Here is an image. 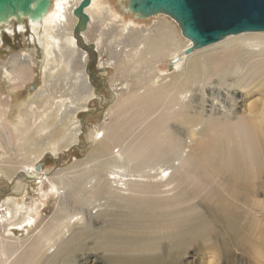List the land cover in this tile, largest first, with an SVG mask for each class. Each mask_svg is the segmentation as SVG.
I'll list each match as a JSON object with an SVG mask.
<instances>
[{
    "label": "bare ground",
    "instance_id": "bare-ground-1",
    "mask_svg": "<svg viewBox=\"0 0 264 264\" xmlns=\"http://www.w3.org/2000/svg\"><path fill=\"white\" fill-rule=\"evenodd\" d=\"M118 1L119 9L131 12L127 1ZM67 3L53 0L44 21L54 22L57 27L64 17L65 22L61 23L64 30L66 23L74 22L66 18ZM162 15L146 39H141L140 34L128 36L124 51L127 57L119 59L115 68V78L120 73L123 81L138 79L129 89L131 94L119 98L118 112L115 111L109 123L97 131L86 125L84 137L90 149L85 158L73 162L62 174L52 173L51 177L64 189L52 221H40L36 225L37 234L26 243L19 240L20 247L18 243L0 245L1 254L16 251L12 264H45L56 257L68 258L66 264L75 261L86 264V251L101 248L107 255H119L120 259L125 254L121 259L125 264H141L137 257L143 251L153 253L152 263L182 264L188 247L196 249L197 254L210 251L212 263L222 264L223 253L228 261L235 242L242 245L249 241L247 232L254 231L250 224L255 216H260L256 207L262 204L258 196L264 191V93L249 109L238 101L244 97V91L255 88L253 75L264 74L259 71L264 68V31L239 33L188 54L185 48L191 42H183L177 36L181 32L175 29L176 21ZM26 22L25 26L18 23L7 30L21 33L29 29L28 37L40 42L44 34L35 30L38 21L27 19ZM50 37L58 43L59 39L52 34ZM220 48L228 52L229 61L214 68ZM173 54L179 55L173 60L172 70H159L161 74H155L157 67ZM142 67L144 75L139 73ZM134 69L136 72H131ZM2 72L9 80L8 69L3 68ZM114 77L111 82L115 81ZM16 88H8L11 101L17 98L11 92ZM240 88L246 90L239 91ZM47 103L45 100L42 112L33 115L30 123L24 119V109L17 112L15 121L12 117L9 120L11 109L0 98V136L7 133L6 123L15 131L16 143L12 148L5 150L0 139L2 155L8 158L0 159V177L11 179L17 174L9 192L22 191L25 179L34 175L42 178L51 174V167L40 173L36 171L38 168L33 170L32 164L42 151L37 153L36 146L24 143L31 131L45 130L53 124L58 110L51 111ZM9 106L15 109L19 104L10 102ZM6 138L12 144L11 137ZM62 139L56 137L48 144L68 145L69 140ZM115 147H118L116 152ZM19 152L22 153L18 156ZM11 153L16 156L14 159ZM21 158L26 161L17 163ZM102 199L103 204L123 206L125 211L118 214L121 222L96 229L86 208L102 205ZM4 209L6 213L0 223L15 224L17 209ZM78 214L84 224L75 228L69 239L58 238L56 242L59 229L68 226ZM145 217L154 219L155 224L150 226L154 236L150 232L139 235V220ZM217 223L229 235L225 241L219 236V240H212L209 235L210 226ZM262 226L257 228V234H262ZM87 233L88 238L93 235V248L82 244ZM52 241L51 246L55 245L56 249L48 255L43 247ZM252 250V256L257 259L254 264H264V239L257 250Z\"/></svg>",
    "mask_w": 264,
    "mask_h": 264
},
{
    "label": "rangeland",
    "instance_id": "rangeland-1",
    "mask_svg": "<svg viewBox=\"0 0 264 264\" xmlns=\"http://www.w3.org/2000/svg\"><path fill=\"white\" fill-rule=\"evenodd\" d=\"M66 1L68 2L66 4V18H72L74 22L66 23L65 29L62 30L61 23L65 22L64 17L61 23H57V27L54 26V22H45L44 18H42L35 24V30L44 34L40 42L37 40L33 41L28 37L31 33L29 29L21 33L14 30L8 32L7 27L13 29L15 24L22 23L24 26L28 24L26 22L27 18L21 17L19 20H16L11 16L5 21L0 20V98L6 102L7 108L11 109L8 119L10 120L12 117V120L15 121L17 119V112L24 109V119L31 123V117L33 115L36 117L42 112V106L45 100H48L46 106H49L51 111L54 110L56 112L58 110L57 116L49 128L31 131L24 141L25 145L36 146L34 151H42L39 153L41 155L32 164L33 170L34 168H38L36 171L40 173L46 168L51 167V174L42 178L34 175L30 179H25L26 183L20 192H9L8 190L11 189L12 181L15 180L14 177L17 174L13 175L11 179L0 177V220L6 213L4 208H8L11 211L17 209L14 218V221L16 220L15 224L5 226L3 222L0 223V245L2 242L11 244L21 241V244L26 243L28 238L37 234L38 229L36 225L40 221H52V216L57 207L58 197L64 192L58 180L51 177L52 173L62 174L66 172V168L71 166L73 162L83 160L90 149L84 137L86 125H90L92 129L97 131L101 126L109 123L115 115V111L118 112L119 98L122 99L126 94L128 96L131 94L129 89L138 82V79L132 75L134 78H129V81H123L120 73L115 78L116 76L114 77L113 75L115 68L117 67L119 59H125L127 57L124 51L127 49L128 36L140 34L141 39H146L145 37L152 33V28L156 26L162 15V13H156L143 17L132 11L128 13V11L125 12L122 8L119 9L117 2L120 1L118 0H92L91 4L85 8V12L89 16L86 30L81 32L80 39H76L73 34L76 17L73 15L72 10L80 0ZM125 1H127L128 5V0ZM52 2L53 0H50L48 10L51 9ZM178 27L174 28L179 33L180 28ZM3 30L6 31L4 35L2 33ZM51 34L53 37L59 39L58 43H55L51 39ZM177 36L183 42L188 40L181 33ZM233 37L234 35L226 36L219 41ZM80 45H83V47ZM207 46L193 49L188 54L197 50H203ZM217 51L219 55L213 64L214 68L222 67L229 61L226 58L228 57V52L221 48L217 49ZM178 55L173 54L169 56L166 61L157 67L158 71L155 74L160 73L159 70L165 72L171 71L173 60ZM18 67L22 71H13V69ZM3 68L8 69L11 80L5 78V74L2 72ZM259 71H264V68L259 69ZM131 72L135 73L136 69ZM139 73L144 75L145 68H140ZM262 75L264 74L253 75L254 77L251 78L255 79L253 81V85H255L253 91L248 92L246 89H239V91H246H244V97L238 101V104L241 105L244 102V106L249 109V106L255 101H260L261 93H264V78L261 79L258 77ZM112 77L115 78L114 82H111ZM11 86L17 87L16 90L11 91L17 97L13 98V101H11L8 95ZM104 98H108V100ZM16 101L19 107L14 109V107L9 106L10 102L15 103ZM118 115L116 114V117ZM81 121L85 125H82ZM6 126L7 133L5 132L3 136H0V139L4 149L6 148L8 150L16 142L14 138L15 131L10 129L7 123ZM7 135L11 137L12 144L6 140ZM56 137H63L62 141L68 139V145L60 147L58 143L55 145L48 144V142ZM117 149L118 147H115L114 152ZM1 150L0 148V159L4 158L7 161L8 158L3 157ZM21 153H17L18 156ZM10 157L14 159L16 156L11 153ZM23 160L26 161V158L19 159L17 163L20 161L23 162ZM26 172L24 171V173ZM2 176L4 175L2 174ZM170 192L167 194H170ZM163 195H166V193ZM258 198L262 202L260 206L256 207V211L260 216H255L254 223L250 224L251 229L254 231L253 233H250V231L247 232L250 238L249 241L243 242L242 245H240L241 243L235 242L232 245L235 247H232L230 251L232 254H229L228 261H225L226 254L223 253L224 259L222 258V264H254V261H257L252 256L253 253L250 250H257L259 243L264 239V191L259 194ZM98 202H95V204ZM100 203L102 205L95 207L91 205L86 208L87 215L88 217H92V222L96 229L107 227L111 223L121 222V217L118 214H121L119 212L125 211L123 206H112L111 203L103 204V199L102 201L100 200ZM17 207H20V209ZM251 211L252 209L249 210V212ZM157 215H160V213H157ZM22 216L24 217L21 218ZM139 221L141 222V226L138 225L139 235L150 232L154 236L150 229V226L155 224L153 223L154 219L145 217ZM83 224L84 219L81 218V214L73 216L68 226L59 229L61 233L57 238H54L55 241L57 242L58 238L59 240L62 238L69 239L72 231L75 228L81 227ZM262 224L263 231H261L262 234L260 235L256 231H258L257 228ZM220 228L218 223L215 226H210L209 235L212 240H219L220 237L222 241H225V238H229L227 231H223ZM134 230L136 229L134 228ZM92 241L93 235L88 238L87 233L82 244L87 247L91 245L90 248H93L94 244H91ZM20 243H18L19 247L21 246ZM53 243L54 241L48 243L46 248L43 247L46 254L51 255L54 253L56 246H51ZM226 243L231 245L232 242L227 241ZM102 249L87 250L86 264H125L121 260L125 255L124 253L120 259L119 255H107ZM224 249L222 248V250ZM84 250L86 249L84 248ZM195 251L196 249L193 247H188L186 254L182 257V264H213L210 251L199 254L195 253ZM15 255L16 251L10 255L0 253V264H12ZM152 255L153 253L143 251L140 252L137 258L141 264H161L158 262L152 263ZM167 258H170V256H167ZM142 261L145 263H142ZM65 262H68V258L56 257L55 259H49L45 264H66ZM74 264L78 263L75 261Z\"/></svg>",
    "mask_w": 264,
    "mask_h": 264
},
{
    "label": "water",
    "instance_id": "water-1",
    "mask_svg": "<svg viewBox=\"0 0 264 264\" xmlns=\"http://www.w3.org/2000/svg\"><path fill=\"white\" fill-rule=\"evenodd\" d=\"M91 1L80 0L72 10L76 39L86 30L89 16L85 8ZM49 5L50 0H0V20L12 16L40 21ZM128 7L143 17L163 13L173 18L182 36L191 42L185 53L226 36L264 31V0H128Z\"/></svg>",
    "mask_w": 264,
    "mask_h": 264
},
{
    "label": "flooded vegetation",
    "instance_id": "flooded-vegetation-1",
    "mask_svg": "<svg viewBox=\"0 0 264 264\" xmlns=\"http://www.w3.org/2000/svg\"><path fill=\"white\" fill-rule=\"evenodd\" d=\"M2 33H3V35H4V34L6 33V31H5V30H3V31H2Z\"/></svg>",
    "mask_w": 264,
    "mask_h": 264
}]
</instances>
